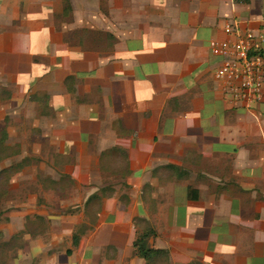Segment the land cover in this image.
Instances as JSON below:
<instances>
[{"label":"crops","instance_id":"obj_1","mask_svg":"<svg viewBox=\"0 0 264 264\" xmlns=\"http://www.w3.org/2000/svg\"><path fill=\"white\" fill-rule=\"evenodd\" d=\"M235 27L264 0H0V114L45 177L19 264H264V104L210 48Z\"/></svg>","mask_w":264,"mask_h":264},{"label":"rangeland","instance_id":"obj_2","mask_svg":"<svg viewBox=\"0 0 264 264\" xmlns=\"http://www.w3.org/2000/svg\"><path fill=\"white\" fill-rule=\"evenodd\" d=\"M18 118V116L4 117L1 113L0 131L4 129L7 132V127L15 123L14 121ZM5 123L6 125H3ZM16 124L18 125V121ZM7 134L8 136L6 135L3 139L0 134L4 145V147L0 145V264H19L21 251L31 242L25 240V234L27 232L33 234L34 231L42 230L46 225L36 223L32 219V222L25 223L24 228L17 231L19 217L11 218L8 215L22 211L25 209L22 204L30 203L34 196L40 194L39 186L45 183V177L41 175L39 169L40 160L33 156L23 158V152L30 153L32 145L25 143L24 140L19 142L17 130Z\"/></svg>","mask_w":264,"mask_h":264},{"label":"built area","instance_id":"obj_3","mask_svg":"<svg viewBox=\"0 0 264 264\" xmlns=\"http://www.w3.org/2000/svg\"><path fill=\"white\" fill-rule=\"evenodd\" d=\"M232 32L234 40L210 45L222 57L214 77L222 83L228 103L251 111L264 104V29L253 33L235 27Z\"/></svg>","mask_w":264,"mask_h":264},{"label":"trees","instance_id":"obj_4","mask_svg":"<svg viewBox=\"0 0 264 264\" xmlns=\"http://www.w3.org/2000/svg\"><path fill=\"white\" fill-rule=\"evenodd\" d=\"M243 1L244 2H247L248 0H243ZM0 134L2 135L1 136L2 139L6 137V132H5L4 129H2L0 131ZM0 145H1V147L2 146L4 147L1 139H0ZM154 234H155L154 231L151 228L147 227V229L143 233H141L139 235V237L134 242V247L136 249V254L139 257H141V258H143V259H145L147 261H149V259L153 256V254L158 253V251H154L152 249H149L146 246V240H147V238L150 237L151 235H154Z\"/></svg>","mask_w":264,"mask_h":264}]
</instances>
